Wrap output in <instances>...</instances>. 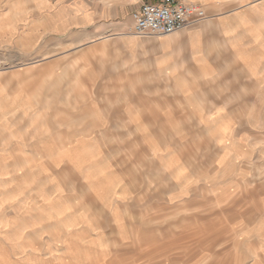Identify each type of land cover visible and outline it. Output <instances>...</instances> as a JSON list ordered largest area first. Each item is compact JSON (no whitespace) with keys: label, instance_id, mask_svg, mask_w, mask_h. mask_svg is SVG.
I'll return each instance as SVG.
<instances>
[{"label":"crops","instance_id":"1","mask_svg":"<svg viewBox=\"0 0 264 264\" xmlns=\"http://www.w3.org/2000/svg\"><path fill=\"white\" fill-rule=\"evenodd\" d=\"M166 1L0 0V47L13 59L56 60L67 47L73 77L84 47L98 76L116 78L107 87L110 99L87 104V128L71 131V163L86 170L84 200L76 197L60 235L22 230L25 255L60 252L55 259L65 254L75 264H125L132 244L136 260L188 264L184 250L175 257V243L211 233L174 230V216L184 221L208 204L233 225L215 230V243L247 237L238 220L250 213L255 186L264 184V175L255 178L264 166L254 161L264 157V0H175L202 9L204 19L160 37L132 32L134 11ZM73 91L55 110L77 120ZM90 202L108 217L107 227H93L83 207ZM144 220L163 227L142 228ZM151 236L158 239L142 240ZM246 261L240 263L254 264Z\"/></svg>","mask_w":264,"mask_h":264},{"label":"rangeland","instance_id":"2","mask_svg":"<svg viewBox=\"0 0 264 264\" xmlns=\"http://www.w3.org/2000/svg\"><path fill=\"white\" fill-rule=\"evenodd\" d=\"M66 48L56 53V60L22 62L0 47V264H23L24 260L31 264H75L65 254V260L55 259L54 255H63L60 252L25 255L20 247L22 230L42 229L46 235H60V230L67 226L69 211L77 207L76 197L84 200L87 190L81 179L86 170L71 163L75 160L69 153L71 131L74 127L78 131L87 128L90 116L87 104L96 99H110L107 87L116 83V78L97 75L100 71L92 69L84 47L78 50L74 62L77 71L71 77ZM59 68L62 75L55 76ZM70 86L74 88L73 99L78 100L77 120L55 110L57 105L69 103ZM254 161L255 166H264V157H255ZM263 175L256 173V180ZM83 207L90 214L93 227L108 226L109 219L100 206L90 202ZM248 208L247 217L238 220L239 229H247V237H224L228 243L222 245L215 243L221 238L213 236L214 231L233 225L229 220L216 218L213 205H203L202 214L193 211L184 221L175 215L174 230L188 227L211 233L201 238L189 236L183 244L175 243V257L184 250L188 264H199L201 258L203 264H241L245 259L264 264V184L255 186L254 202ZM148 225L155 229L163 227L158 220L141 222L142 228ZM154 239L158 238H142L149 243ZM29 240L33 242L34 238ZM134 249L127 244L125 264H155V260H136L134 256L139 254ZM174 264L182 263L175 258Z\"/></svg>","mask_w":264,"mask_h":264},{"label":"built area","instance_id":"3","mask_svg":"<svg viewBox=\"0 0 264 264\" xmlns=\"http://www.w3.org/2000/svg\"><path fill=\"white\" fill-rule=\"evenodd\" d=\"M204 11L183 2L167 0L161 5L144 4L131 14L132 32L165 36L204 19Z\"/></svg>","mask_w":264,"mask_h":264}]
</instances>
